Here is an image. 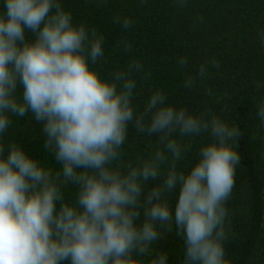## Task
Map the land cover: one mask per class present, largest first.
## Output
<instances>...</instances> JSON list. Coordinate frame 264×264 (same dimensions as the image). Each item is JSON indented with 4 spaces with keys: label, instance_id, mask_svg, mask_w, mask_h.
Masks as SVG:
<instances>
[{
    "label": "clouds",
    "instance_id": "9594fccd",
    "mask_svg": "<svg viewBox=\"0 0 264 264\" xmlns=\"http://www.w3.org/2000/svg\"><path fill=\"white\" fill-rule=\"evenodd\" d=\"M176 4L186 7V0ZM3 8L0 137L12 116L31 113L61 169L53 172L15 142L0 140V264H145L146 257L147 264H167L168 254L152 245L173 227L184 242L182 264H229L226 202L240 163L239 129L211 111L176 108L161 91L138 110L135 74L143 63L131 59L102 76L97 65L105 37L74 22L60 0H4ZM113 23L128 30L133 20L114 16ZM259 39L264 43V31ZM120 43L131 51V44ZM177 63L185 67L188 60ZM210 64L219 67L216 60ZM207 75L208 65L201 64L185 87ZM257 116L264 123V103ZM130 126L156 137L155 151L135 166L118 164ZM205 133L211 142L198 162L178 170L191 145L177 137ZM69 184L77 189L72 203L63 192ZM177 186L173 210L169 196Z\"/></svg>",
    "mask_w": 264,
    "mask_h": 264
},
{
    "label": "trees",
    "instance_id": "16d2710c",
    "mask_svg": "<svg viewBox=\"0 0 264 264\" xmlns=\"http://www.w3.org/2000/svg\"><path fill=\"white\" fill-rule=\"evenodd\" d=\"M60 2L72 13L74 22H83L105 37L104 57L97 65L102 76L125 68L131 59L143 63V72L135 74L133 104L138 110H143L151 94L161 91L167 103L176 108L184 107L194 114L211 111L239 129L241 135L234 147L240 163L226 202L225 258L229 264H264V123L257 116L259 104L264 103V43L259 39V32L264 31V0H186L183 8L176 0ZM3 4L0 0V12ZM114 16L131 18L132 27L124 30L113 23ZM121 41L131 44L130 52L124 51ZM181 57L187 58V66L178 65ZM212 60L219 67H212ZM201 64L208 65L207 77L185 87ZM11 119V126L0 137L5 146L15 142L42 166L60 171L54 155L44 148L42 125L31 113ZM155 139L130 126L118 164L135 166L138 157L148 158L155 151ZM177 139L191 145L177 162L178 170L188 172L211 137L205 133ZM160 179L150 180L145 193ZM76 191L74 185H67L63 189L65 200L74 202ZM178 195L179 186L169 196L173 210ZM164 235L152 248L168 254L167 264H182L183 240L174 227ZM144 259L147 264L151 258Z\"/></svg>",
    "mask_w": 264,
    "mask_h": 264
}]
</instances>
